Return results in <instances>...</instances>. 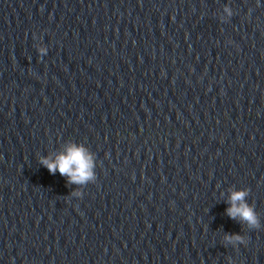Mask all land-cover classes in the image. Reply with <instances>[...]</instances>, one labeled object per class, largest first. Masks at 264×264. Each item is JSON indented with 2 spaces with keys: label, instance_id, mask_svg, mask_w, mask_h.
<instances>
[{
  "label": "clouds",
  "instance_id": "clouds-1",
  "mask_svg": "<svg viewBox=\"0 0 264 264\" xmlns=\"http://www.w3.org/2000/svg\"><path fill=\"white\" fill-rule=\"evenodd\" d=\"M224 10L228 15L232 14L227 6ZM45 51L44 47L38 48L40 54ZM39 163L46 167L49 173L55 174L58 171L61 176L67 177L69 184L87 185L96 180L93 154L82 144L68 143L64 152L59 153L55 158L40 157ZM73 195L82 196L79 192H74ZM248 196V189L231 191L228 199L230 206L226 209L227 215L233 220H239L250 230L260 229V216L247 202ZM223 239L226 246L231 245L234 248L247 244V237L237 233L225 234Z\"/></svg>",
  "mask_w": 264,
  "mask_h": 264
}]
</instances>
